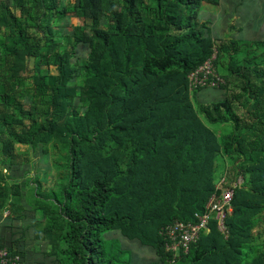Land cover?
<instances>
[{
	"label": "trees",
	"instance_id": "1",
	"mask_svg": "<svg viewBox=\"0 0 264 264\" xmlns=\"http://www.w3.org/2000/svg\"><path fill=\"white\" fill-rule=\"evenodd\" d=\"M221 1L0 0V246L21 264L29 233L53 264H264V64L219 67L264 41L217 46L201 12ZM215 51L225 84H193ZM207 89L213 100L201 99ZM14 143L39 150L37 162ZM223 179L243 181L227 234L211 220L174 258L162 231L196 222Z\"/></svg>",
	"mask_w": 264,
	"mask_h": 264
},
{
	"label": "rangeland",
	"instance_id": "2",
	"mask_svg": "<svg viewBox=\"0 0 264 264\" xmlns=\"http://www.w3.org/2000/svg\"><path fill=\"white\" fill-rule=\"evenodd\" d=\"M233 1L235 0H223L222 2V6H216V5H208V4H204V8H205V11L204 12H201V19L203 21L207 20V22H209L210 24V28L212 29L213 31V37L215 38L216 40V45H220L222 44L223 42L221 41H227L229 40L232 32L235 34H237L235 37V39L237 40H240L242 42L245 41L246 38H253L254 40H264V30L263 32H260V31H257V30H254L256 28V25H258V20H255L256 17H255V12L256 10L258 9V3L255 1V0H252L255 3V7H256V10H253V12L251 10H248V8L246 9L247 11H243V13H248V14H245L247 16V18L250 20V24L252 23L251 22V19L252 21L254 20L255 22H253V25L251 26V28L253 30H250L249 31L247 30L246 28V31L245 33L239 37L238 34H241L240 31L238 32V26H240V24L244 25V23H241L236 27H234V29H232V21H235L234 19V14L232 11V4H233ZM250 3V2H249ZM244 8V7H243ZM260 22V21H259ZM80 23V20L75 18V17H71L68 19V21H65L64 23V27H66L67 31L68 32H71L73 30V27H75L76 25H78ZM257 23V24H255ZM241 28H245L243 26H241ZM231 29L233 31H231ZM240 30V29H239ZM225 33H228L227 35H229V38L228 39H224V35ZM233 35V34H232ZM232 39V38H230ZM78 53L76 55V57L78 58H86L87 57V54H88V51L83 48V47H79L78 49ZM252 60H255L256 62H259L261 65L264 64V47H261V48H249L248 51L243 48V50L241 51H238V52H231V53H224L223 54V59L221 60V63H219V67H220V71L223 75H228V66H230L232 63L236 66V65H239V66H246L248 64H250L249 61H252ZM51 73H55V69L52 67L51 68ZM32 75L30 73H27L26 74V81H25V88L30 86V83H31V77ZM233 79V78H232ZM217 94L216 91L212 90V89H207V90H204L200 93V96H201V99L204 100V101H209V100H213V98L215 97V95ZM77 102V105L78 107L81 109V110H84L85 107H83L84 105L80 104L78 101ZM232 124H226L225 126H221V127H216V126H212V129L219 135H223L224 133L226 132H229L230 128ZM21 132L20 128H17V132L16 133H19ZM1 147V146H0ZM14 147L15 149L17 150V153L27 157V159L30 161L33 160L35 162H37L38 158H36L35 155H41L39 152V150H36L35 148H32V147H27L25 145H20L19 143H14ZM0 155H1V152H0ZM37 159V160H36ZM42 164H45V162H42ZM49 164H52L50 162H47L46 161V164L45 165H49ZM225 166H228L230 167L231 166V162L229 159L227 158H223L219 161L218 163V166H217V172H216V177H220L221 175V171L223 169V167ZM34 172L32 170V177L34 176ZM58 173V175H57ZM51 176V180L50 179H45L47 181V184L46 186L49 187L50 184L56 182V179L59 180L60 179V174L59 172H55L53 170V172H51L50 174ZM55 179V180H54ZM240 180V179H239ZM221 181V180H220ZM220 185V183L218 184ZM46 188V187H45ZM223 188V187H222ZM31 189L28 188V191H27V194H28V199H29V196L31 195ZM125 245H127L125 243ZM146 254V253H145ZM148 254L150 253H147L146 255L148 256ZM152 254H150L148 256V259H151L152 258Z\"/></svg>",
	"mask_w": 264,
	"mask_h": 264
},
{
	"label": "built area",
	"instance_id": "3",
	"mask_svg": "<svg viewBox=\"0 0 264 264\" xmlns=\"http://www.w3.org/2000/svg\"><path fill=\"white\" fill-rule=\"evenodd\" d=\"M217 57L215 51L212 57L206 61L194 74L190 76L193 84L206 85L209 82V87H219L225 84L224 79L217 74L214 67V61ZM203 76L200 77L199 75ZM224 179L218 185V189L222 190L220 196L214 194L208 200L204 212L195 213L196 222L184 223L175 221L166 226L162 231V235L167 240L166 250L174 254L176 258L180 251L187 253L191 244L198 241L202 232L209 231L211 220L218 223V228L223 234H227L225 220L233 212L232 200L234 190L240 187L243 183L242 179L233 184L232 188L222 189ZM22 258L20 255H14L5 247L0 246V264H21Z\"/></svg>",
	"mask_w": 264,
	"mask_h": 264
},
{
	"label": "crops",
	"instance_id": "4",
	"mask_svg": "<svg viewBox=\"0 0 264 264\" xmlns=\"http://www.w3.org/2000/svg\"><path fill=\"white\" fill-rule=\"evenodd\" d=\"M258 3V9L256 10L255 7V3L252 0H235L233 1L232 4V11L234 14V19L235 21H232V29H234V27H236V25L238 26L241 23H244V25L240 24V28H238V32L240 31L241 34H238L239 37H241L245 31L246 28L249 31V29L251 28V26L253 25V22H255L254 20L252 21L251 19V24L249 23L250 20L247 18V16L245 14L248 13H243V11H247L246 9L248 8V10H251L253 12V10H256L255 12V20H258V25H256V28L254 30L263 32L264 30V0H255ZM223 0L217 5L220 6L222 4ZM250 2V3H249ZM222 6V5H221ZM244 7V8H243ZM205 11L204 6L202 7V12ZM260 21V22H259ZM257 24V23H255ZM241 26L245 27V28H241ZM231 29V31H233ZM240 29V30H239ZM235 30V29H234ZM250 30H253L252 28ZM264 33V32H263ZM228 33H225L224 35V39H228L229 35H227ZM233 34V35H232ZM230 38H236L235 36L237 35L236 33L234 34L232 32ZM229 38V39H230ZM245 41H254L253 38H246ZM264 41V40H263ZM9 214V212H5V216H7ZM28 240V244L29 246L26 248L27 249V258L24 262V264H53L51 263V258L50 257H46L44 255V253H46L49 248L44 244V242H36L32 240L31 237V233L28 234V238L26 239ZM125 245V243H123ZM127 245H125V247H128L130 250L133 251L135 257H138L139 259H146V260H152L155 259V256L148 250V249H143L141 247H139L138 245L135 244H130V243H126ZM147 253L152 254V258L148 259V256L150 254H148V256L146 255Z\"/></svg>",
	"mask_w": 264,
	"mask_h": 264
}]
</instances>
